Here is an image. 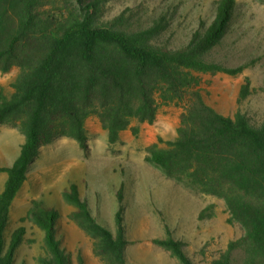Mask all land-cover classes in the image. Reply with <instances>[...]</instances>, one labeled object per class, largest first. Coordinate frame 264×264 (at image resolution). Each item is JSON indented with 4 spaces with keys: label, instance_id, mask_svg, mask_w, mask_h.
I'll use <instances>...</instances> for the list:
<instances>
[{
    "label": "trees",
    "instance_id": "16d2710c",
    "mask_svg": "<svg viewBox=\"0 0 264 264\" xmlns=\"http://www.w3.org/2000/svg\"><path fill=\"white\" fill-rule=\"evenodd\" d=\"M39 1L0 0V71L19 67L11 98L0 96V124L20 121L25 133L15 162L0 167L8 174L0 193V264H13L23 232L17 230L6 247L9 213L41 147L61 134L86 147L85 124L91 115L99 118L109 142L115 143L132 119L153 123L160 103L182 106L180 126L166 147L150 145L146 160L224 198L228 222L244 231L211 264H233L237 251L243 254L242 264H264V122L253 126L243 114L216 110L205 100L197 75L243 71L242 65L231 68L205 57L230 28L237 0H220L213 21L176 49L153 42L158 23L127 31L100 22L107 0H77L78 8L60 16L41 14ZM251 92L247 77L239 101ZM64 196L75 207L70 217L92 237L95 254L105 264H130L122 207L114 233L94 216L77 183ZM118 197L121 204L123 189ZM29 214L46 233L48 251L40 258L42 264H69L57 238L58 210L34 200ZM157 242L183 264H194L172 235Z\"/></svg>",
    "mask_w": 264,
    "mask_h": 264
},
{
    "label": "rangeland",
    "instance_id": "374dc122",
    "mask_svg": "<svg viewBox=\"0 0 264 264\" xmlns=\"http://www.w3.org/2000/svg\"><path fill=\"white\" fill-rule=\"evenodd\" d=\"M220 0H107L99 21L116 28L137 31L158 23L153 42L164 48L186 46L193 33L210 24ZM79 7L77 0H40L41 14L60 16ZM208 60L227 67L244 66L236 75L224 72L199 73L200 89L219 112L245 115L253 126L264 122V0H237L230 28L221 43L210 49ZM19 67L0 71V96L11 98ZM250 78L252 92L239 101L240 89ZM183 108L159 104L153 123L132 119L117 142L110 143L108 132L96 115L86 120V147L73 137L61 134L41 147L31 163L27 179L17 193L5 230L6 247L13 234L22 229L13 264H42L47 255L45 230L30 216L34 200L55 207L58 212L57 238L69 256V264H105L95 254L92 237L70 217L75 207L64 193L77 183L95 217L117 232L116 213L122 207L130 264H183L159 239L172 235L182 242L194 264H211L230 241L244 231L228 222L224 198L203 192L185 178L170 176L163 168L146 160L148 147L177 136ZM137 129V133L134 132ZM25 133L20 121L0 124V167L11 166L20 154ZM7 172L0 171V193ZM123 189L120 204L119 190ZM243 254L234 253L233 264H242Z\"/></svg>",
    "mask_w": 264,
    "mask_h": 264
}]
</instances>
